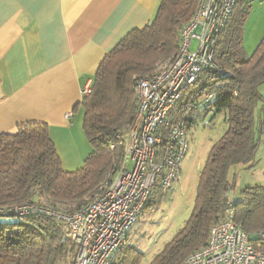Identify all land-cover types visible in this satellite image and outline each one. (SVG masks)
I'll return each mask as SVG.
<instances>
[{
  "label": "trees",
  "instance_id": "obj_1",
  "mask_svg": "<svg viewBox=\"0 0 264 264\" xmlns=\"http://www.w3.org/2000/svg\"><path fill=\"white\" fill-rule=\"evenodd\" d=\"M237 1L223 32L214 46L213 61L225 71L203 69L196 81L174 105L182 113L188 104L212 93L203 104V115L225 112L224 134L207 154L197 179L192 209L184 225L155 256L151 264H179L186 255L207 243L210 227L222 216L227 201L231 165L253 160L258 136L264 133V104L259 87L264 84V36L246 55L241 25L232 27ZM198 0H159L154 17L141 29L128 32L99 63L91 92L74 106L83 109L82 130L92 151L78 170L62 168L48 125L28 122L14 133L0 134V264H73L75 244L61 242L62 231L54 218L30 214L12 221L8 208L28 202L52 210L74 211L95 194L112 168L119 167L122 147L114 140L135 118V84L169 66L177 54L179 32L191 19ZM189 116V125L197 112ZM172 113V114H173ZM174 116V115H172ZM162 145L165 130L160 132ZM114 144V149H110ZM150 198L146 207L149 205ZM233 221L244 232L264 231V185L242 190L233 206ZM255 250L264 242L250 241ZM110 264H139L132 248H121Z\"/></svg>",
  "mask_w": 264,
  "mask_h": 264
},
{
  "label": "built area",
  "instance_id": "obj_2",
  "mask_svg": "<svg viewBox=\"0 0 264 264\" xmlns=\"http://www.w3.org/2000/svg\"><path fill=\"white\" fill-rule=\"evenodd\" d=\"M235 1L198 0L191 19L180 29L173 62L150 78L137 80L135 118L114 135L122 147L121 163L108 172L83 207L74 211L52 210L28 202L8 208L12 221L17 223L19 218L30 214L52 217L62 231L61 242L69 239L75 244L73 264H110L114 253L127 243L128 233L149 200L152 188L167 192L179 179L188 149L189 116L213 100L214 95L209 93L188 104L179 114L173 113L174 105L201 70L217 69L220 76L227 75L215 64L213 54ZM90 92L91 84L84 85L82 97ZM203 123L209 122L205 119ZM162 130L166 135L163 145ZM109 147L113 150L114 144ZM229 191L221 218L209 229L207 243L186 255L179 264H264V250H255L250 243L252 239L264 242V231L248 234L234 223L236 201L229 198ZM4 213L0 208V214Z\"/></svg>",
  "mask_w": 264,
  "mask_h": 264
},
{
  "label": "crops",
  "instance_id": "obj_3",
  "mask_svg": "<svg viewBox=\"0 0 264 264\" xmlns=\"http://www.w3.org/2000/svg\"><path fill=\"white\" fill-rule=\"evenodd\" d=\"M158 1L0 0V134L46 123L61 164L83 165L92 147L82 130V107L73 111L83 86L128 32L150 22ZM262 26L253 42L243 38L246 55L264 36ZM259 93L264 104V84ZM228 178L234 201L245 188L264 185V133L253 160L231 165Z\"/></svg>",
  "mask_w": 264,
  "mask_h": 264
},
{
  "label": "rangeland",
  "instance_id": "obj_4",
  "mask_svg": "<svg viewBox=\"0 0 264 264\" xmlns=\"http://www.w3.org/2000/svg\"><path fill=\"white\" fill-rule=\"evenodd\" d=\"M237 2L230 23L232 27L241 25L243 38L253 42L264 25V0ZM186 90L181 93L180 98ZM195 112L196 119L189 125L187 131L188 149L181 163L178 181L167 192L156 186L152 188L149 205L142 208L130 231L129 240L121 247H130L138 253L139 264H151L164 245L169 243L184 225L192 209L201 167L211 145L226 131L225 112L214 114L211 111L203 115L201 108H197ZM205 119L208 120V124L203 123ZM81 166L82 164L77 166L69 164L62 165V168L74 171Z\"/></svg>",
  "mask_w": 264,
  "mask_h": 264
},
{
  "label": "water",
  "instance_id": "obj_5",
  "mask_svg": "<svg viewBox=\"0 0 264 264\" xmlns=\"http://www.w3.org/2000/svg\"><path fill=\"white\" fill-rule=\"evenodd\" d=\"M253 238H255V237L253 236Z\"/></svg>",
  "mask_w": 264,
  "mask_h": 264
}]
</instances>
